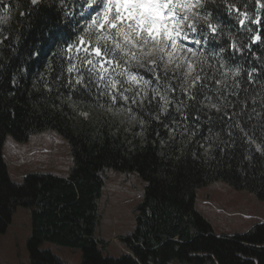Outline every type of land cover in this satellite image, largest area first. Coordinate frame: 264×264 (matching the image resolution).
I'll return each mask as SVG.
<instances>
[{
	"label": "trees",
	"instance_id": "16d2710c",
	"mask_svg": "<svg viewBox=\"0 0 264 264\" xmlns=\"http://www.w3.org/2000/svg\"><path fill=\"white\" fill-rule=\"evenodd\" d=\"M204 2L210 21L219 25L202 49L196 47L209 57L201 73L207 87L192 90L194 102L180 89L185 68L171 66L164 77L161 66L159 82L139 69L138 76L152 81L142 105L139 98L131 103L140 86L129 85L126 77L117 79L131 88L127 102L117 95L113 103L94 82L92 93L68 84L78 74L87 83L85 61L97 59L95 33L82 31L91 16L84 14L86 0L0 3V17H9L0 20V149L8 135L27 141L54 130L68 141L73 160L67 177L32 173L17 184L0 157V233L17 207L30 208V264H67L41 250L45 241L81 249V264H264V221L242 234L218 235L195 204L196 190L213 181L264 199V0ZM81 36L84 45H78ZM71 65L79 72L69 73ZM237 68L240 74L233 77ZM169 84L176 92L167 93L171 103L162 113L163 101L153 100L151 89L163 94ZM216 89L228 102L220 112L208 108L220 103ZM106 168L137 172L145 182L135 229L121 236L126 251L117 257L104 255L106 244L95 235L104 186L100 172Z\"/></svg>",
	"mask_w": 264,
	"mask_h": 264
},
{
	"label": "snow or ice",
	"instance_id": "6c2138e0",
	"mask_svg": "<svg viewBox=\"0 0 264 264\" xmlns=\"http://www.w3.org/2000/svg\"><path fill=\"white\" fill-rule=\"evenodd\" d=\"M2 2L3 0H0V3ZM30 2L35 5L37 0H30ZM209 2H214V0H209ZM92 3L97 4L98 7L93 9L95 15L82 31L86 32L89 37L95 33L92 50L97 59L95 63L92 60L85 61L86 65H90L87 68L89 77L87 83H85L84 76L79 74L75 77L74 83L71 79L68 80V84L73 89L80 85L81 88L92 93L93 86L90 85H93L94 82L96 91L100 92V89H104L105 91L100 92V95L107 94L113 103L116 102L117 95L120 100L127 102L130 97L125 95V92H130L131 88H125L121 79H117V77H126L125 82L129 85L140 86L139 90L131 96V103L136 104L139 98L142 105L144 99L148 97L146 89L152 81L138 76L136 71L145 69L152 73L153 78L159 82L161 74L157 69L162 66L163 75L167 77L168 68L171 65L173 71L186 68L180 89L187 94L189 100L196 101L192 90L196 89L199 93L207 87V84L202 80L201 73L204 66L208 64L209 57L203 51H197L195 48L199 45L202 49L204 44L208 43L210 36L218 33L219 28V25L210 21V13L205 7L204 0H92ZM7 11L6 8L5 12ZM242 15L247 18L246 13ZM8 18L5 15L0 17V20L7 22ZM240 23L243 24V21ZM256 39L258 40L259 36ZM88 43H93V41L90 39ZM84 44V37H79L78 45ZM232 47L236 46L233 44ZM79 50L77 47V51ZM84 50L87 52V48ZM67 51L71 52L72 47L69 46ZM223 52L224 49L221 48L218 53L213 55L219 58L220 53ZM219 62L223 67V60ZM198 66L201 68V72L196 71ZM67 71L69 73L79 72L75 65L69 66ZM228 72L229 70L225 69L220 75L227 77ZM193 73L196 74L193 75ZM239 74L238 68L231 72L233 77ZM204 79H212V77L205 74ZM222 82L221 79L215 80L217 85ZM185 84L187 87H184ZM198 85L199 88H197ZM151 91L153 100L159 97L163 101L160 106L161 112L167 113L171 103L167 93H174L176 89L169 84L163 94L159 87L152 88ZM215 95L220 103H209L208 108L220 112L222 107H228L227 98L220 93L219 89H216ZM207 99L210 100L211 97H207ZM151 102L152 100H149V103ZM176 111L179 112L180 108L177 107Z\"/></svg>",
	"mask_w": 264,
	"mask_h": 264
},
{
	"label": "rangeland",
	"instance_id": "374dc122",
	"mask_svg": "<svg viewBox=\"0 0 264 264\" xmlns=\"http://www.w3.org/2000/svg\"><path fill=\"white\" fill-rule=\"evenodd\" d=\"M118 119L123 122L126 115H119ZM0 157L6 175L17 184L32 173L67 177L73 167L68 141L54 130L34 133L27 141H17L8 135ZM100 175L104 186L98 202L101 219L95 235L106 244L102 249L104 255L117 257L126 251L120 243L121 236L135 229V209L141 201L145 182L137 172L113 168L102 170ZM196 191V208L218 235L242 234L264 221V199L254 193L235 190L223 181H213ZM31 222L30 208L19 206L14 210L6 230L0 233V264H30L27 246L32 234ZM39 247L67 264H81L83 259L79 248L49 241Z\"/></svg>",
	"mask_w": 264,
	"mask_h": 264
}]
</instances>
